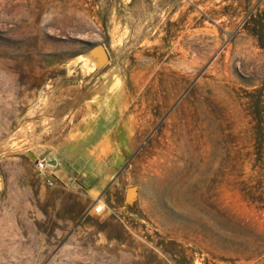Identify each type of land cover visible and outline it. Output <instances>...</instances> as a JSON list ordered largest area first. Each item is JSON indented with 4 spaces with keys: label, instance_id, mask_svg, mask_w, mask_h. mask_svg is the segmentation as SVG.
<instances>
[{
    "label": "rangeland",
    "instance_id": "obj_1",
    "mask_svg": "<svg viewBox=\"0 0 264 264\" xmlns=\"http://www.w3.org/2000/svg\"><path fill=\"white\" fill-rule=\"evenodd\" d=\"M101 73L140 136L108 205L35 167ZM0 264H264V0H0Z\"/></svg>",
    "mask_w": 264,
    "mask_h": 264
},
{
    "label": "crops",
    "instance_id": "obj_2",
    "mask_svg": "<svg viewBox=\"0 0 264 264\" xmlns=\"http://www.w3.org/2000/svg\"><path fill=\"white\" fill-rule=\"evenodd\" d=\"M100 77L102 73L85 82L54 81L49 104L59 107L58 129L68 132L69 142L54 149L50 172L55 180L86 187L108 205L121 193L120 172L140 136L134 133L135 123L124 119L120 76L110 75L104 82Z\"/></svg>",
    "mask_w": 264,
    "mask_h": 264
},
{
    "label": "water",
    "instance_id": "obj_3",
    "mask_svg": "<svg viewBox=\"0 0 264 264\" xmlns=\"http://www.w3.org/2000/svg\"><path fill=\"white\" fill-rule=\"evenodd\" d=\"M89 55L96 58V69L101 68L108 61V53L102 44H96L89 50ZM135 186H129L125 191V201H131L135 192Z\"/></svg>",
    "mask_w": 264,
    "mask_h": 264
},
{
    "label": "built area",
    "instance_id": "obj_4",
    "mask_svg": "<svg viewBox=\"0 0 264 264\" xmlns=\"http://www.w3.org/2000/svg\"><path fill=\"white\" fill-rule=\"evenodd\" d=\"M36 170L38 175L46 182L48 186H52L55 183V177L50 172V168L47 165V162L44 158H39L35 163ZM104 210V205L102 203H97L92 207V212L94 214H99Z\"/></svg>",
    "mask_w": 264,
    "mask_h": 264
},
{
    "label": "bare ground",
    "instance_id": "obj_5",
    "mask_svg": "<svg viewBox=\"0 0 264 264\" xmlns=\"http://www.w3.org/2000/svg\"><path fill=\"white\" fill-rule=\"evenodd\" d=\"M93 59H94V63H95L96 58H93Z\"/></svg>",
    "mask_w": 264,
    "mask_h": 264
}]
</instances>
